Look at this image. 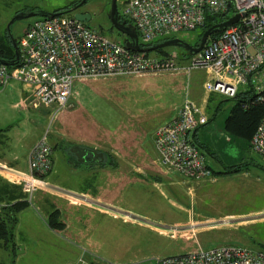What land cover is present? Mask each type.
I'll use <instances>...</instances> for the list:
<instances>
[{"label":"rangeland","instance_id":"1","mask_svg":"<svg viewBox=\"0 0 264 264\" xmlns=\"http://www.w3.org/2000/svg\"><path fill=\"white\" fill-rule=\"evenodd\" d=\"M81 1L0 0V34L7 33L10 39L15 38L19 41L30 23L41 18L18 20L11 26V33H9L8 24L18 14L17 12L54 14L57 10L70 8ZM127 1L129 0H117L119 13L123 16V4ZM111 2L112 0H89L84 4L83 10H88L92 15V21L87 24L113 40L124 42V36L113 28L109 20ZM199 36L200 30H196L180 33L175 38L194 46L195 43L200 42L201 37ZM165 50L169 52V56L177 57L178 61L184 55V50L180 48L169 47ZM150 55L159 57L160 54L150 52ZM194 75L203 79L204 73H195ZM186 81L187 75L184 74H158L76 82L69 108L60 112L55 118H53L54 114H51L52 107L43 108L45 111L42 110L37 112V115H32L34 122L30 123L31 131L26 137L24 145L30 142L31 138H35L37 135L40 138L46 132L49 133L50 142L51 136L54 134L56 136L59 134L71 142L75 136L88 137L91 140L88 141L89 144L109 153L111 156L109 157L111 160L110 169H122V172H125L126 178L123 180L120 179L117 182L113 181L114 178L111 177V180L104 181L106 197L111 199L117 197L118 193L131 194L134 190H140L142 198L135 195L137 200L134 205L137 207L127 204L128 200H126V205L129 206L125 207H130L134 211L154 219L159 217L156 216L158 213L167 211L169 208L173 212L162 220L165 223H173L187 218L186 214L178 218L175 213L176 209L164 200L156 201V204L153 202L154 198H157L155 197L157 193L159 194L157 196H160L161 190L166 191L184 207L192 202L196 206L198 203L199 208L208 213L207 216L210 217L208 219H211L212 223L225 220L228 223L223 224L230 223L235 227L239 222L264 215V159L253 153L247 142L226 132L225 122L230 114L232 103L226 101L227 98L224 96L220 98L222 107L215 119H213V115L216 107L212 106L207 112L208 123L199 129V141H195V143L204 153L207 163L215 171L222 167L217 164L210 152H207L203 146L204 143L210 144L212 150L226 164L238 165L251 162L255 166L249 165L247 170L237 174L214 176V179L201 183L187 182L161 167L155 147V138L156 132L162 124L158 125L156 129L154 127L164 119L163 117L167 113L173 110L178 101H182ZM8 100L9 98L0 97V102ZM25 130L27 129L25 128ZM150 131H152L149 134L151 137L148 136ZM133 160L136 161L135 165ZM110 174L113 173L110 172ZM139 175L141 178L138 177ZM115 200L119 203V200L114 198L113 201ZM149 205H153V210H150ZM28 208L27 213L29 214L25 216V220L35 228L34 236H20V240H22L20 241L18 233L15 232L13 240L1 241L0 264H35L36 261L44 262L43 255H38V251L49 254V250L43 247L51 244L45 242L41 236H47L45 232H49L47 229L48 215L53 214L52 212L55 213L53 209L56 207H50L49 204L48 210H45L48 213L47 216H45L44 210L38 211L35 206ZM55 210L60 219L61 211ZM233 215H245V217L237 216L231 219L230 216ZM68 219H66L67 222L70 221ZM123 220L125 219L120 220L114 216L103 215L101 219L95 217L92 220L88 219L87 223L79 222L78 224L82 226L81 230L73 232L70 229L65 232L63 231L64 223H62L64 225L62 230H53L59 238L57 243L64 250L76 247L77 255H79L77 245L83 243V247L90 248V251L110 261H125V258L139 257L135 259L141 264L150 262V258H155L157 253L166 255L188 251L186 246L188 244L190 246L194 241L187 237L174 241L165 238L153 241L152 237L151 240H153L149 242L151 231ZM248 225L241 227L240 230L249 235H254V232H257L259 236L264 237L263 223ZM233 232L234 229L222 226L219 230L201 236L203 239L211 236L228 241L226 238ZM75 233L78 235L76 236ZM80 233L83 237L79 236ZM156 244H160L158 247L162 246L163 248L157 250L158 247H154ZM50 247L54 259L49 264L64 263L67 259L64 252L55 244ZM152 260L155 259L152 258Z\"/></svg>","mask_w":264,"mask_h":264},{"label":"built area","instance_id":"2","mask_svg":"<svg viewBox=\"0 0 264 264\" xmlns=\"http://www.w3.org/2000/svg\"><path fill=\"white\" fill-rule=\"evenodd\" d=\"M123 6L124 17L132 21L143 44H156L183 32L198 31L209 14L232 12L230 17L235 14L241 17L216 39L208 40L203 50L184 64L174 56L133 52L125 41L113 40L78 21L73 14L41 17L30 23L19 39L18 64H0V89L9 87L13 81L21 82L28 88L33 106L52 107L55 118L69 108L76 82L204 70L205 94L234 98L240 88L251 87L258 100L264 101V0H129ZM207 123L202 105L188 99L179 105L174 116L156 132L155 147L161 167L190 183L214 179L204 153L191 138ZM250 144L253 153L264 159V120ZM28 167V172L23 173L0 163V174L24 189L29 206H35V197L40 192L63 193L64 189L50 181L55 164L48 132L31 149ZM77 199L105 212H116L112 206L86 196ZM194 224L175 230L183 233ZM77 248L79 255L69 264H141L110 261L82 245ZM155 262L264 264V251L240 245L201 247L187 254L156 258Z\"/></svg>","mask_w":264,"mask_h":264},{"label":"crops","instance_id":"3","mask_svg":"<svg viewBox=\"0 0 264 264\" xmlns=\"http://www.w3.org/2000/svg\"><path fill=\"white\" fill-rule=\"evenodd\" d=\"M186 61L187 60L181 61L180 63L184 64ZM193 72L204 73V75L202 76L203 79H201V77L198 78L197 75H194L195 73ZM184 75H187V83L184 89L182 101H178V103L175 104L173 110L170 113H167L163 117L164 119L155 125V129L158 125H164L166 122H168L174 116L176 108L181 105L186 99L195 101V103L202 105L205 109L206 114L212 108V106L214 108L216 107L213 119L216 118L218 111L221 109L222 100L220 101V98L222 97V95L216 93L205 94L204 92L203 85L205 82L204 80H206V72L204 70H195L191 71L190 74ZM246 89L247 87H242L240 88V92H246ZM0 97H6L10 100L6 102H0V163L5 164L6 166L12 168L17 172H28L29 154L35 143L38 141L39 136L37 135L38 137L36 136L35 138H31L30 142H28L26 145H24V142L31 131V128H29L30 123L34 122L32 119V115H37V112L42 111L43 108H35L33 106L32 98L30 96L28 88L19 81H13L9 87L0 89ZM201 127H199L192 134V140L199 141L198 131ZM25 128L27 130H25ZM152 131L148 133V136ZM54 135L51 136L50 144L53 149L55 168L50 176V181L58 188L64 190L63 193L40 192L36 195L34 204L38 211H47V206L49 204L50 207H56L53 209L55 212V209H59L61 211L59 221L65 224V228L63 231L66 232L70 229H72L73 232L74 230H81L82 226L78 224L79 222L83 221L87 223L88 219L92 220L95 217L101 219L103 215H106L108 217L114 216L115 218L120 220L125 219L123 220L124 222L128 221L127 223H131L135 226L148 229L152 233V235H150L151 237H149L148 239L149 242L153 240H151L152 237L154 238L153 241H159V239L162 238L174 241L179 240L182 237L194 239L193 243H191L190 246L189 244L188 246H186V248H188V251L175 252L173 254L166 255L163 253H157V255H155V258L152 257L153 259L187 254L201 247L212 248L222 245H240L254 250L264 251L263 236H259L257 232H254V235H249L240 230L241 227H247L250 223L264 224V215L255 217L254 219H247L245 222H239L235 225V227H233V224L230 223H211V219H208L210 217L207 216L208 213L203 212L199 208L200 206L198 203L197 206L194 204V202H192L190 203V205H187L188 207H184L183 205L177 203L166 191L161 190L160 196H157L159 195L157 193V195H155V197L157 198H154L155 201L153 202L156 204V201L164 200L168 205L176 209L175 213H177L178 218L181 215L186 214L187 219L175 221L173 223H165L162 220H164V218H166L167 216H170L173 212L169 208L167 211L165 210L161 213H158L156 216L159 217L154 219L145 214L136 212L130 207H125L131 204H133V206H136L134 205L137 200L135 195H137L138 198H142V193L140 190H134L131 194L125 192H122L123 194L118 193L116 195L117 197L114 198L119 200V203L116 202V200L113 201L114 198L109 199L106 197L107 195L104 187V181L106 182L111 180V177L114 178L112 179L113 181L117 182L120 181V179L123 180L124 178H126L125 172H122V169H110L111 160L109 157L111 156L108 152L89 144L88 141L91 140L88 137L82 138L81 136H75L72 139L73 142H71L65 140V138H62L59 134L57 136L55 135V137ZM77 135L79 136V134ZM230 141L231 139L229 140V142ZM248 145L251 150L250 142H248ZM203 146H205L214 155L213 158L215 159L217 164L222 167L218 171H222L225 166H232L221 161L216 152L212 150L210 144L204 143ZM133 164H136L135 160H133ZM110 172L113 174H110ZM138 177L141 178V175H139ZM80 196H86L95 201L108 204L112 206L116 210V212L108 213L93 205L84 203L81 201V199H77L80 198ZM126 200H128L127 204L129 205H126ZM19 202H27L24 189L10 178L0 174V217L4 216V214L8 211V207ZM117 206H119L120 208ZM148 207L151 208L150 210H153V205H149ZM28 209L29 208H26L18 214V223L14 233H18L19 240L20 236H34L33 230L35 228L33 226H30V224L25 220V216L29 214L27 213ZM47 215L48 213L46 212L45 216ZM50 215H48L49 219ZM237 216L245 217V215ZM237 216L233 215L230 216V218H236ZM66 219L70 221L67 222ZM238 221L241 220L238 219ZM193 223H195L194 227L189 228L186 232L180 233L179 230H175L176 228L191 226V224ZM208 223H211V225H209ZM77 224L79 225V227L77 226ZM222 226L229 227V229H234V232L230 233V235L226 238V240L228 239V241H224L217 237L211 236L206 239L202 238L201 235L209 233L211 231L219 230ZM47 227V229H49V232H45L47 233V236L41 237L44 238L45 242L50 243L51 245H57L58 248L64 252V256L67 259L62 264H69L73 262L78 257L76 247L67 248L65 250L61 248L59 243H57V239L59 238L54 234V230L51 229L48 225ZM75 234L76 236L78 235V233ZM79 236L83 237L81 233L79 234ZM85 240L87 241L89 239ZM51 245L43 247L49 250V254H44L41 253V251H38V255H43L42 257L44 259V262L36 261L35 264H49L54 259L53 252L50 251ZM80 245H83V243H81ZM159 245L156 244L154 247H158ZM162 248L163 247L160 246L157 248V250ZM135 258H125V261L117 262H137ZM152 258H150V262L144 264H156L155 260H152Z\"/></svg>","mask_w":264,"mask_h":264},{"label":"trees","instance_id":"4","mask_svg":"<svg viewBox=\"0 0 264 264\" xmlns=\"http://www.w3.org/2000/svg\"><path fill=\"white\" fill-rule=\"evenodd\" d=\"M69 8V7H68ZM66 8V9H68ZM66 9L57 10V12H61ZM19 13V12H17ZM231 12L219 15L209 14L207 16V21L202 29H200V36H202L203 32L210 28L215 24H219L230 18ZM120 22L126 21V24H132V21L128 18L122 16L119 13ZM88 25V24H87ZM222 31L212 35L209 39H216ZM14 41L18 44L19 41L13 38ZM153 44H143L140 42L142 47L152 46ZM199 43H195L194 46H198ZM184 50V49H183ZM157 52L160 56L167 57L169 56V52L165 49H161ZM150 55V53H147ZM192 55L184 50V55L182 56L183 61L190 58ZM16 58L15 50L12 46V41L10 37H8L7 33L0 34V60L3 62H11ZM1 64V63H0ZM258 94L251 87H247L246 92H239L236 94L234 98H227L226 101H230L233 103V107L231 109L230 115L227 117L225 122V130L229 135H232L235 138L241 139L245 142H251L254 134L256 133L259 125L264 120V101L258 100ZM197 140H192V142L199 148V146L195 143ZM251 146V144H250ZM204 148H206L204 146ZM200 150V148H199ZM207 152L210 151L206 148ZM252 150V149H251ZM210 154L214 156L211 152ZM249 165H253L251 162H244L238 165H232L228 167H224L222 171H214L210 167L214 176L220 175H229V174H237L247 170ZM255 166V165H253ZM29 204L27 202H19L10 207H8V211L4 214L3 217H0V242L1 241H11L14 239V231L18 223V214L24 209L28 208ZM48 226L51 229L62 230L64 225L59 221V214L57 212L50 215V219L48 220Z\"/></svg>","mask_w":264,"mask_h":264},{"label":"water","instance_id":"5","mask_svg":"<svg viewBox=\"0 0 264 264\" xmlns=\"http://www.w3.org/2000/svg\"><path fill=\"white\" fill-rule=\"evenodd\" d=\"M89 0H82L78 4L73 5L72 7L63 10L61 12H57L54 14H49L45 12H31L29 14L26 13H18L15 15V17L10 21L8 24V32L11 33V26L18 20H24V19H30V18H35V17H54L58 15H66V14H73L74 17L81 22L84 23H89L91 21V15L90 14H80V13H75V11L86 4ZM231 7V3L229 4V8ZM75 13V14H74ZM225 15V14H224ZM239 14H235L234 16L230 17L229 19L211 26L207 30H205L200 38V42L198 46H193L179 38H171V39H166L161 42H158L152 46L148 47H142L139 42V36L137 33V29L133 24H126V21L120 22L119 19V10H118V4L117 0H112L111 2V11L109 14V20L113 26L114 29H116L119 33H121L123 36H126L127 39H125V45L126 47L133 51V52H139V53H150V52H155L161 49H166L169 47H175V48H180L184 49L187 51L189 54L192 56L200 53L205 45L207 44L208 40L210 37L220 31H223L236 23H238L240 19ZM26 32V31H25ZM12 41V46L15 50V55L16 58L11 61V62H3L0 60L1 64H5L7 66H15L18 64L19 61V48L18 44L14 41V39H11Z\"/></svg>","mask_w":264,"mask_h":264},{"label":"flooded vegetation","instance_id":"6","mask_svg":"<svg viewBox=\"0 0 264 264\" xmlns=\"http://www.w3.org/2000/svg\"><path fill=\"white\" fill-rule=\"evenodd\" d=\"M84 6V5H83ZM83 6H81V7H79L76 11H75V13H80V14H90L91 15V13L88 11V10H83ZM72 7V6H71ZM74 13V14H75ZM91 18H92V15H91ZM91 21H92V19H91ZM90 21V22H91ZM26 31V30H25ZM121 34V33H120ZM122 35V34H121ZM123 36V35H122ZM124 38L125 39H127V37L126 36H124Z\"/></svg>","mask_w":264,"mask_h":264}]
</instances>
